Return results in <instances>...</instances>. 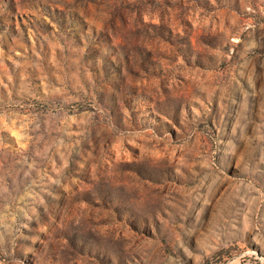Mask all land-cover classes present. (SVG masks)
Segmentation results:
<instances>
[{
	"label": "rangeland",
	"instance_id": "rangeland-1",
	"mask_svg": "<svg viewBox=\"0 0 264 264\" xmlns=\"http://www.w3.org/2000/svg\"><path fill=\"white\" fill-rule=\"evenodd\" d=\"M0 264H264V0H0Z\"/></svg>",
	"mask_w": 264,
	"mask_h": 264
}]
</instances>
